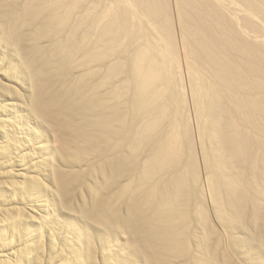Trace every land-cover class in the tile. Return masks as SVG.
Instances as JSON below:
<instances>
[{"label": "bare ground", "instance_id": "1", "mask_svg": "<svg viewBox=\"0 0 264 264\" xmlns=\"http://www.w3.org/2000/svg\"><path fill=\"white\" fill-rule=\"evenodd\" d=\"M0 80L1 186L87 261L264 264V0H0Z\"/></svg>", "mask_w": 264, "mask_h": 264}, {"label": "rangeland", "instance_id": "2", "mask_svg": "<svg viewBox=\"0 0 264 264\" xmlns=\"http://www.w3.org/2000/svg\"><path fill=\"white\" fill-rule=\"evenodd\" d=\"M4 66V65H3ZM1 81V80H0ZM18 90V92H19V88H17ZM16 91V93H18ZM14 98V97H13ZM1 103H3V102H1ZM8 138V137H7ZM5 138V140L7 141H2V137H1V135H0V143H1V146L3 145V149H5V150H7L8 151V153L6 154V152H4L3 153V155L1 156V159L3 158H6V157H9L10 156V153L13 151H15L14 150V146H15V142L14 141H12L10 138ZM9 139H10V142H9ZM21 142L22 141V143H20L19 144V141ZM18 145H19V147H18V149H16V153H20V151H22L23 149L26 151V150H29L30 149V146H28V145H23V139L22 138H18ZM16 141V142H17ZM3 142H4V144H3ZM11 142H14V143H12L11 144ZM7 144V145H6ZM17 144V143H16ZM9 146V147H8ZM22 148H21V147ZM26 146V147H25ZM7 147V148H6ZM24 147V148H23ZM29 147V148H28ZM10 148V149H9ZM18 151V152H17ZM11 153V154H14V153ZM5 154V155H4ZM9 154V155H8ZM6 155H8V156H6ZM5 167L6 166H3V167H1L0 169H2L3 170V168L5 169ZM1 170V171H2ZM3 172H4V170H3ZM3 172H0V217H3L4 215L6 216H4L3 218H5V219H9L8 221V224H5L4 226H0V240L2 241V242H4L5 243V245L6 246H4L3 247V251L4 252H10V251H13L14 250V248H15V250H17V255H20L19 257H18V259H19V263L18 264H20V262H22V264H60V263H62L63 262V264H103L106 260L104 259H99L100 257H98V255H94L95 257H93L91 260H90V262L89 261H87V257H86V259H85V257L82 255L83 254V250H82V248L79 246V244H71L72 245V247H71V245L69 244V242H65L66 240L62 237L63 235H65V234H71V235H80L81 234V231H82V229H83V226L85 225V223L83 222V221H81L82 219L81 218H77L76 219V216L74 215V214H72V216H71V214L70 215H68L65 211H62L59 207V204L57 205V200H55L56 198H54V196L52 195V193L50 194L48 191H47V186H48V184H50V186H48V187H51L52 188V185H51V183H49L50 181L44 176V175H41V173L38 175V178H41V179H38V181L39 182H35V184L33 185V187H31L30 185L31 184H33L34 182H30V183H26V182H21L20 183V185L22 186L21 188H17V189H8L6 186H4V187H2L3 185H4V183H5V185H9V182H10V179L8 180V178H7V173H3ZM3 176H2V175ZM41 175V176H40ZM42 176H44V178L42 177ZM6 179H5V178ZM2 178V179H1ZM14 178V180L16 181V182H20V181H18L19 179L17 178V177H13ZM5 179V180H4ZM46 180H48V181H46ZM3 181H4V183H3ZM5 181H7V182H5ZM27 182H29V181H27ZM26 183V184H25ZM37 183H41V186H40V184L38 185ZM36 184L38 185L37 187H35L36 186ZM45 184H46V186H45ZM2 185V186H1ZM25 185H27V186H29L28 188H27V186H25ZM42 185H44V186H42ZM24 186V187H23ZM25 187H26V189H25ZM41 187H44V188H42V189H40ZM29 188H31V189H29ZM33 188V189H32ZM34 188H36L35 189V191H34ZM3 189V190H2ZM25 189V190H24ZM38 189V190H37ZM39 189H40V191H39ZM45 189H46V191L47 192H45ZM15 190V191H14ZM27 190V191H26ZM28 190H30V191H33L32 193L33 194H36V195H39V193L38 192H40V194L42 195V197H44V198H47V200L48 199H52V201H51V203H50V200H49V205H51V206H49L50 208V210H48V214L49 215H51V216H58V217H65L64 219H66V221H68L69 222V220H70V222H73V224L75 225V227H74V230L71 228V227H66V225H58V224H53L52 225V229H48V228H46V227H42L41 228V226L39 227L38 225H36L35 223H32L33 221H27V220H25V218H23L24 217V214L27 212V209L23 206L24 204V200H25V198L23 199V197H25L24 195H27L28 196V193L30 192V191H28ZM18 191V192H17ZM5 192V193H4ZM13 192V193H12ZM17 192V193H16ZM27 192V193H26ZM37 192V193H36ZM43 194H42V193ZM79 193V192H78ZM77 193V194H78ZM24 194V195H23ZM46 194H48V195H46ZM77 194L75 195V197L77 196ZM87 193L83 190V189H81V195L79 194V196H77L76 198L74 197V202L76 203V200H77V203L80 201V198L81 199H84V200H86L87 198H88V196L86 195ZM52 195V196H51ZM47 196V197H46ZM80 196H82V197H80ZM3 197V198H2ZM52 197V198H51ZM54 198V199H53ZM12 199V200H11ZM4 200V201H3ZM53 200H55V201H53ZM18 201V202H17ZM23 201V202H22ZM4 202V203H3ZM4 204V205H3ZM55 204V205H54ZM14 205V206H13ZM16 205V206H15ZM7 206V207H6ZM10 206V207H9ZM14 208H13V207ZM18 206V207H17ZM59 206V207H58ZM55 208V210L56 211H52V209L53 208ZM58 207V208H57ZM17 208V209H16ZM52 208V209H51ZM1 209H3V211L1 210ZM8 210V211H6V210ZM11 209V210H10ZM18 211V213L16 212V210ZM21 209H22V212H21ZM5 210V211H4ZM19 210H20V213H19ZM61 212H60V211ZM16 212V214H15V212ZM59 211V212H58ZM5 214H4V213ZM6 212H8V213H6ZM10 212V213H9ZM51 212V213H50ZM22 213V215H19V214H21ZM53 213V214H52ZM4 214V215H3ZM12 214H13V216H12ZM31 214H32V212H31ZM68 217H67V216ZM61 217V218H62ZM78 217V216H77ZM16 218V219H15ZM18 218V219H17ZM75 218V219H74ZM11 220H13V221H11ZM11 221V222H10ZM18 221V222H17ZM16 223V224H15ZM20 223V224H19ZM79 223V224H78ZM7 225V226H6ZM9 225V226H8ZM81 225V226H80ZM77 226V227H76ZM3 229H2V228ZM37 227H39V228H41V231L43 232L42 234H40L41 233V231L39 232V234H38V231L40 230L39 228H37ZM59 227V228H58ZM58 228V229H57ZM26 229H28V230H26ZM38 229V231H36ZM46 229V230H45ZM58 231H60V232H57V230ZM78 229V230H77ZM25 230V232H23ZM47 230H49V231H47ZM54 230V231H53ZM56 230V231H55ZM76 230V231H75ZM5 231V232H4ZM51 231V232H50ZM74 231V232H73ZM13 234H12V233ZM29 232V233H28ZM52 232H56L57 233V235L56 236H51L50 235V233H52ZM3 233V234H2ZM25 233V234H24ZM26 233H28L27 235H26ZM48 233V234H47ZM64 233V234H63ZM80 233V234H79ZM34 234H38V235H36V236H38V238H40V240L34 235ZM49 235V236H47V235ZM23 235H25L26 237L25 238H23L24 236ZM59 235V236H58ZM61 235V236H60ZM11 236V237H10ZM23 236V237H22ZM29 236H31V239L29 238ZM42 238H41V237ZM48 237V238H47ZM51 237H53V238H51ZM59 237H60V239H59ZM14 239V240H13ZM21 239L24 241V240H27V242H29L30 241V243H31V245L30 246H28V247H30L31 249L30 250H28V248L26 249V248H24L25 247V244H24V247L22 246L23 244V242L21 241ZM40 241H38V240ZM49 239H51L52 241H54L53 243L51 242V240H49ZM55 239V240H54ZM58 240H60V241H58ZM64 241V242H63ZM11 242V243H10ZM21 244H20V243ZM62 242V243H61ZM68 243V244H67ZM9 244H10V246H9ZM33 244V245H32ZM57 244V245H56ZM65 244V245H64ZM54 245V246H53ZM64 245V246H63ZM70 245V246H69ZM61 247L60 249H59V247ZM76 246V247H75ZM27 247V246H26ZM67 247V248H66ZM70 247V248H69ZM77 247H79V249L77 248ZM76 248V249H75ZM20 249V250H19ZM23 249H24V251H29V252H25V253H28V255L29 256H27L25 253H23ZM33 249V250H32ZM55 249V250H54ZM70 249V250H69ZM71 249H73L72 251H71ZM76 251H75V250ZM80 249H81V251H82V254L80 253ZM62 250V251H61ZM32 253H31V252ZM57 251H61V253L60 252H57ZM66 251V252H65ZM71 254L72 252V254L71 255H69V253ZM62 252H63V254H62ZM65 252V253H64ZM75 252H76V255H74L75 254ZM23 253V254H22ZM59 253V254H58ZM65 254H68L69 255V258L67 257L68 255H66L65 256ZM77 254L78 255H82L83 257L82 258H79V256H77ZM27 256V257H25V256ZM62 255V256H61ZM24 256V257H23ZM77 256V257H76ZM29 257V258H28ZM66 257V258H65ZM76 258V261L74 260L75 258ZM24 258V259H23ZM28 258V259H27ZM83 258H84V260H83ZM94 258H96L97 260H95ZM26 259V260H25ZM37 259V260H36ZM77 259H78V261H79V259L80 260H83V261H81L80 263L77 261ZM95 260V261H94ZM100 260V261H99ZM50 261V262H49ZM52 261V262H51ZM102 261V262H101ZM92 262V263H91ZM97 262V263H96ZM7 264H13V262H9L8 261V263ZM104 264H109V262H105Z\"/></svg>", "mask_w": 264, "mask_h": 264}]
</instances>
